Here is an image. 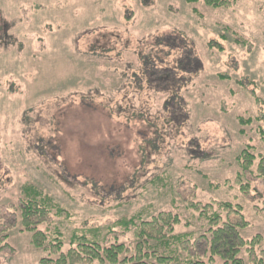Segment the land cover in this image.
Listing matches in <instances>:
<instances>
[{
  "label": "rangeland",
  "instance_id": "obj_1",
  "mask_svg": "<svg viewBox=\"0 0 264 264\" xmlns=\"http://www.w3.org/2000/svg\"><path fill=\"white\" fill-rule=\"evenodd\" d=\"M167 37L176 48L156 44ZM155 54L179 67L181 108L145 76ZM260 130L264 0L217 9L184 0H0V264L57 258L22 228L25 185L61 210L37 229L50 239L59 231L63 253L76 234L129 255L135 226L123 222L171 213L173 234L188 235L178 246L183 264L187 255L223 264L209 260L199 237H209L210 214L231 219L220 206L230 203L247 223L241 237L256 240L252 258L239 257L264 264Z\"/></svg>",
  "mask_w": 264,
  "mask_h": 264
},
{
  "label": "trees",
  "instance_id": "obj_2",
  "mask_svg": "<svg viewBox=\"0 0 264 264\" xmlns=\"http://www.w3.org/2000/svg\"><path fill=\"white\" fill-rule=\"evenodd\" d=\"M142 1L145 5L146 0ZM184 2L188 5L202 3L213 9L230 5V0H184ZM193 12L196 11L194 10ZM183 42L185 41L183 40ZM156 44L159 46L164 45L167 48H176L170 37L161 38ZM210 47H213V44ZM215 47H218L219 50L221 49L218 44ZM190 52L192 53L193 51L190 50ZM147 57L143 67L150 85L158 91H168L178 108H181V101H178V92L182 88L184 81L183 77L177 75L181 73L178 65L170 67L165 64L164 58H160L156 54ZM155 63H159L163 67L159 69ZM241 122L246 125L251 123V119H241ZM259 133L264 141V131L260 130ZM244 154H246L247 158H244L245 163L250 165V159H253V154L250 155L246 151ZM258 167L260 175L264 177L263 159H261ZM21 192L23 194L20 201L21 224L26 232L32 233L31 245L35 248H42L46 244L51 250L50 253L57 254L56 259L44 258L40 261L41 264H93L95 262L98 264H183L177 255L178 246L186 243L188 235L173 234V227L179 223V220L171 213H160L149 221H141L138 225L134 222L135 217L123 222L122 225L125 228L130 225L135 226L134 235L137 238V244L135 250L130 252L129 255L126 254L128 248H124L121 244H111L109 247H103L95 240H90L85 236H77L76 234L70 237V244L74 245V247L71 246L66 253H63L61 252L62 242L59 238V231L55 230L54 238L50 239L47 233L37 229L38 225L48 222L49 214L53 208L58 213L61 210L52 205L50 199L43 196L33 186L25 185ZM220 206L228 210V214L232 215L231 219L223 220L219 213L210 214L207 216L209 237L201 236L199 239L206 241L207 248L205 253L209 254L210 261L216 257L223 261V264H244L239 254L242 250H245L252 258L256 240L246 241L241 237L240 230L244 229L247 223L241 214L239 206H233L230 203H222ZM151 242L154 244H151ZM188 248L189 246H187ZM183 249L187 250L186 248ZM261 254L264 256V252ZM261 260H259L260 264ZM183 262L186 264H204L203 261L192 256L188 257V255Z\"/></svg>",
  "mask_w": 264,
  "mask_h": 264
}]
</instances>
